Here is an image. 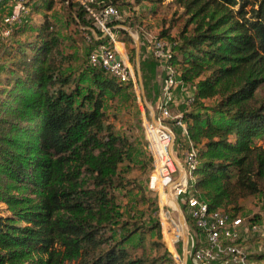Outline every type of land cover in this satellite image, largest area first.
<instances>
[{
  "label": "trees",
  "instance_id": "trees-1",
  "mask_svg": "<svg viewBox=\"0 0 264 264\" xmlns=\"http://www.w3.org/2000/svg\"><path fill=\"white\" fill-rule=\"evenodd\" d=\"M122 1L113 0L118 8ZM135 1L182 10L176 37L169 28L160 36L172 41L171 62L194 87L184 119L198 153L196 188L210 209L237 216L243 200L264 194V0ZM37 2V10L53 9V0ZM78 10L101 36L87 9ZM19 27L0 51V73L10 74L0 79V202L10 212L0 213V264H165L129 248L140 230L162 237L160 222L140 226L124 216L117 193L138 186L143 196L121 168L134 141L105 107L107 96L132 92V83L88 64L83 74L91 71L98 90L81 85L75 53L64 51L48 13L27 39Z\"/></svg>",
  "mask_w": 264,
  "mask_h": 264
},
{
  "label": "built area",
  "instance_id": "built-area-1",
  "mask_svg": "<svg viewBox=\"0 0 264 264\" xmlns=\"http://www.w3.org/2000/svg\"><path fill=\"white\" fill-rule=\"evenodd\" d=\"M31 0H0V51L3 43L10 39L15 29L25 23L31 13ZM85 6L91 17L101 29L99 36L93 28V35L88 37L102 40L93 45L87 57L92 68L104 70L120 84L132 83L138 89L139 81L134 66L124 50L123 41L119 34L123 16L113 0H79ZM7 10L1 14V9ZM113 24V25H111ZM155 58L161 60L164 70L161 93L156 102L152 123H147V147L154 156L155 176L159 179L160 188L179 171V177L170 185L172 193L181 205L187 218L192 220L196 230L190 232L192 248L185 249L181 256L174 253V260L178 264H255L252 253L241 242L243 234L249 229L254 232L259 229L256 223L240 215L234 216L223 208L210 209L209 203L202 197L196 188L193 174L198 164L197 148L190 139L188 125L183 115H174L170 104L174 101L178 87H186L177 68L171 62L173 47L167 39L145 31ZM131 35V31L128 32ZM188 103L195 102L194 91L186 95ZM173 125L181 128L186 144L177 142V134ZM169 189V190H170ZM165 191V188L164 190ZM165 193V192H164ZM167 194V193H165ZM160 224L166 238L172 237L170 252L180 241L181 229L174 227L167 215L164 206L160 209ZM188 222V221H187ZM170 242V240H169Z\"/></svg>",
  "mask_w": 264,
  "mask_h": 264
},
{
  "label": "rangeland",
  "instance_id": "rangeland-1",
  "mask_svg": "<svg viewBox=\"0 0 264 264\" xmlns=\"http://www.w3.org/2000/svg\"><path fill=\"white\" fill-rule=\"evenodd\" d=\"M46 1L48 0H42L44 5L46 4ZM36 2L37 0L30 1L32 11L27 20L28 23L24 26L26 31H21L23 29V26L21 25V27L18 28L20 34L17 36H19V39H27L31 36L30 29L38 26L40 22L43 21L44 14L48 13L49 21L52 25L58 28L59 33L65 38L63 43L64 51L75 53L73 67L76 70L77 76L82 75L80 77L81 85L84 86L89 84L96 92L98 88L92 82L93 80L90 77L92 76L91 71L88 72L89 75L83 74V70H85L88 65V52L93 45V40H88V37L93 35V26L90 19L85 13L79 15L78 6H85L79 0H53V9L49 12L45 10V6H41L40 9L37 10L36 6L37 4L39 5L40 2H37V4ZM150 7V3L147 1H143L142 4L137 5L135 0H123L119 5V10L123 18L126 19L125 21L128 22L131 20L129 23L126 22V25L137 35L135 37H139L140 39L144 38L147 41V37H144L146 34L143 33L140 28L142 26L145 31L156 34L159 37H161L160 35H162L163 31H166V29L169 28L171 35L175 38L181 27L180 15L182 10L170 2L157 6L155 13H152L149 10ZM69 10H71V12ZM120 34L122 37L121 39L130 41V39H126L125 33ZM13 40L14 37L12 36L3 43V46L7 43L13 42ZM168 42L173 46V44H171L172 41L170 42L169 40ZM127 50L130 57L132 56L131 61L133 62L134 55L132 54L134 53L129 49ZM159 61L160 65H162L161 60ZM3 62L5 61L0 58V63ZM8 75L10 76L7 71L0 73L1 81L4 82ZM193 91L194 87L192 85L177 88L174 101L170 104V108L174 115H183L185 117V114L191 111L190 106L192 104L188 103L186 95L187 92L192 93ZM214 102V99L207 100V103L212 104ZM105 107L109 113H115L116 118L113 119V121L116 123L118 130L122 133H127L128 137L134 141L135 145L131 149L128 159L122 164L121 168L126 171L128 177L135 180L143 190V196H141V190L138 186H134L135 188L132 190H117L122 203V214L124 216L130 214L132 219L140 226L143 225L150 227L159 221L160 209L164 206L167 210V215L171 224L174 227L181 229L182 232L181 238L179 237L180 241L176 244L175 249L172 247V241L174 238L171 236H166L165 238L162 231V224H160L159 228L162 237H159L158 232L155 230H140L133 236L132 240L128 243V246L131 249H134V246L138 253H141L145 249L150 256H162L165 264H178L173 258L175 250L182 256L187 248V243L184 239L179 214L169 204V199L172 194H169L170 196L167 194L170 185L179 177L180 173L178 171L172 175L171 179L164 186L165 191H163L164 188H160L161 185L159 184V179L155 176L156 164L154 156L150 153L147 147V123H152L153 119L151 113H154L156 104L152 105L149 98L145 97L139 83L138 89L133 88L132 92L123 91L112 99L107 96L105 98ZM185 121L187 122V120ZM172 127L177 134V142L186 144V139L181 128L175 125ZM261 143L264 144V141ZM242 205L243 211L239 215L249 219L253 217L258 218L256 224L259 226V229L255 232L249 229L243 234L241 242L249 251H251L255 264H264V194L251 196L248 199L243 200ZM0 213L1 215L10 214L7 210V204L4 202H0ZM188 227L190 232H193L194 229L191 227V224L189 225L188 223ZM140 240L144 241L143 245ZM156 241H158L157 245L154 243ZM170 245H172L171 249L173 250L171 252L168 248ZM259 255H263V257Z\"/></svg>",
  "mask_w": 264,
  "mask_h": 264
},
{
  "label": "crops",
  "instance_id": "crops-1",
  "mask_svg": "<svg viewBox=\"0 0 264 264\" xmlns=\"http://www.w3.org/2000/svg\"><path fill=\"white\" fill-rule=\"evenodd\" d=\"M150 11L155 13L157 6L160 4H150ZM153 8V10H151ZM1 14H5L7 12L6 9H1ZM125 18L121 22H125ZM131 20L128 21V23ZM119 23L121 29L127 32H130V27L126 24ZM19 27V26H18ZM129 28V30H128ZM132 32V31H131ZM174 34V33H173ZM131 40L125 41L123 40L124 50L129 56L130 63L135 66L136 74L138 75V80L141 85L143 94L146 98H149V101L152 105H155L158 99V96L161 93L162 82H163V67L160 65V61L156 59L150 46L147 44L146 39H140L133 32L131 33ZM146 38V36H144ZM129 49L134 55V61H131L130 54L128 52ZM162 69V70H161ZM152 117V113H151Z\"/></svg>",
  "mask_w": 264,
  "mask_h": 264
},
{
  "label": "water",
  "instance_id": "water-1",
  "mask_svg": "<svg viewBox=\"0 0 264 264\" xmlns=\"http://www.w3.org/2000/svg\"><path fill=\"white\" fill-rule=\"evenodd\" d=\"M129 30V28H128ZM152 118H154V113H152ZM172 194L173 198H174V202L170 204V206H172V208L174 210H176L179 214V219H180V223H181V227L184 233V239L185 242L187 243V250L190 251L192 248V238L190 237V232H189V227H188V222H187V218L183 212V209L181 207V205L179 204L178 200L175 198V196L173 195L171 189L168 191V194ZM170 196V195H169Z\"/></svg>",
  "mask_w": 264,
  "mask_h": 264
},
{
  "label": "bare ground",
  "instance_id": "bare-ground-1",
  "mask_svg": "<svg viewBox=\"0 0 264 264\" xmlns=\"http://www.w3.org/2000/svg\"><path fill=\"white\" fill-rule=\"evenodd\" d=\"M169 201H170L171 204L174 202V199L172 198V196H170Z\"/></svg>",
  "mask_w": 264,
  "mask_h": 264
}]
</instances>
